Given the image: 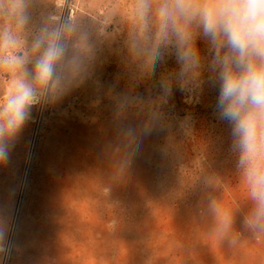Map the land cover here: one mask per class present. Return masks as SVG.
<instances>
[{
    "label": "rangeland",
    "instance_id": "rangeland-1",
    "mask_svg": "<svg viewBox=\"0 0 264 264\" xmlns=\"http://www.w3.org/2000/svg\"><path fill=\"white\" fill-rule=\"evenodd\" d=\"M108 3L79 0L72 11L99 15ZM29 11L38 25L58 10L34 0ZM119 49L105 46L92 79L61 103L34 109L0 164V264H264V237L243 226L250 205L237 186L230 125L216 115L218 86L206 73L192 102L174 87L155 127L130 147L119 129L151 115L136 97L157 96L161 74L176 64L166 56L137 85L140 69ZM120 111L126 119H115ZM210 197L221 211L240 204L235 246L214 234Z\"/></svg>",
    "mask_w": 264,
    "mask_h": 264
},
{
    "label": "clouds",
    "instance_id": "clouds-1",
    "mask_svg": "<svg viewBox=\"0 0 264 264\" xmlns=\"http://www.w3.org/2000/svg\"><path fill=\"white\" fill-rule=\"evenodd\" d=\"M33 2L0 0V164L34 109L58 105L92 79L105 46L119 43L124 62L140 69L137 85L174 56L176 67L161 74L159 94L147 102L136 97L141 111L150 110L149 119L139 128L121 127L119 135L136 146L155 127L174 87L192 102L207 73L218 86L216 115L231 128L237 186L246 189L250 205L243 226L264 237V0H109L99 15L74 13L79 0H46L58 11L38 25L31 21ZM115 119L126 115L117 112ZM239 207L221 211L215 197L209 200L213 232L229 247L241 237L233 227ZM5 239L0 226V252Z\"/></svg>",
    "mask_w": 264,
    "mask_h": 264
}]
</instances>
